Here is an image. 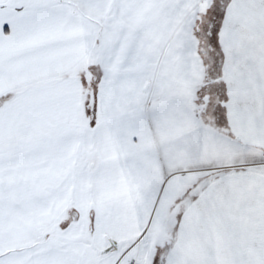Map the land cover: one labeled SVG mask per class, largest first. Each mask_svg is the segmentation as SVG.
I'll return each mask as SVG.
<instances>
[{
	"label": "snow or ice",
	"instance_id": "1",
	"mask_svg": "<svg viewBox=\"0 0 264 264\" xmlns=\"http://www.w3.org/2000/svg\"><path fill=\"white\" fill-rule=\"evenodd\" d=\"M0 264H264V0H0Z\"/></svg>",
	"mask_w": 264,
	"mask_h": 264
}]
</instances>
